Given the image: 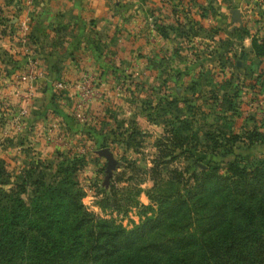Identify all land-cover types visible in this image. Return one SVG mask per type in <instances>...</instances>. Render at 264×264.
<instances>
[{"label": "crops", "instance_id": "crops-1", "mask_svg": "<svg viewBox=\"0 0 264 264\" xmlns=\"http://www.w3.org/2000/svg\"><path fill=\"white\" fill-rule=\"evenodd\" d=\"M26 7L30 9L27 14ZM232 8L237 11V20L231 17ZM21 20L28 26L25 38L19 28ZM183 22L186 33L173 29ZM228 22L239 27L232 50L237 47L251 56L250 37L259 39L264 35V0H32L31 4L24 0H0V96L11 103L12 109L6 122L0 123V130L11 140L16 139L11 145L15 151L25 146L27 140L38 156L55 149L82 155L83 175L89 176V162L101 165L103 160L104 168H92L93 175L98 176L93 177V186L103 188L131 166L122 155L136 147L131 145L133 133L151 136L150 146L154 149L153 140L162 131L156 119L143 114L141 109L132 110V96L126 95L128 88L115 94L117 83L123 82L125 87L132 84V79H124L128 75H121L126 71L138 73L140 85L154 89L148 94L150 97L160 95L162 87L170 85L176 92L181 83L176 84L173 78L165 80L157 71L170 66L177 69L178 60L174 57L182 55L189 62L187 69L196 71L195 66L199 64L200 68L201 63L195 60L210 57L201 42L214 38L220 44L214 48L219 50L222 39L227 38ZM223 53L227 55V49ZM170 57L175 62L166 65ZM28 58L34 62L37 59L45 75L36 78L29 91L22 76ZM83 71L93 74L98 92L82 105L80 117L74 113L76 95L72 84ZM56 77L68 86L55 89L52 80ZM152 77L154 81L149 83ZM37 101L45 103L47 110L39 109ZM17 123L20 129L15 127ZM136 123L140 125L135 127ZM54 125L65 135L60 137L62 143L51 142ZM257 129L264 128L258 124ZM5 147L10 146L2 144L0 151H7ZM71 148H81L83 153L72 152ZM16 152L19 154L20 150ZM114 154H118L120 161Z\"/></svg>", "mask_w": 264, "mask_h": 264}, {"label": "trees", "instance_id": "trees-1", "mask_svg": "<svg viewBox=\"0 0 264 264\" xmlns=\"http://www.w3.org/2000/svg\"><path fill=\"white\" fill-rule=\"evenodd\" d=\"M178 24L173 29L182 33L186 22ZM248 51L264 61V35L251 36ZM260 71L255 79L262 80ZM194 82L183 90L192 89ZM153 97L140 103L144 109H155V116L146 114L162 122L152 143L156 154L145 171L151 185L143 192L150 204L135 201L149 213L128 227L88 209L76 178L83 156L55 151L61 160L46 178L32 180L28 202L20 196L24 189L19 184L18 190L0 187V264H264V153L251 163L236 156L215 159L232 153L235 139L264 145V131L254 124L241 133L225 131L222 127L232 128L231 119L216 113L208 123L212 129L200 132L193 126L195 95ZM169 110L173 115L163 117ZM220 119L223 123H217ZM175 149L194 158L198 171L187 172L186 164L182 170L169 169L162 178L159 169L175 158ZM192 149L208 151L212 158L201 162L202 156H194ZM120 179L127 176L110 179L108 192ZM100 190L104 200L109 198Z\"/></svg>", "mask_w": 264, "mask_h": 264}, {"label": "rangeland", "instance_id": "rangeland-1", "mask_svg": "<svg viewBox=\"0 0 264 264\" xmlns=\"http://www.w3.org/2000/svg\"><path fill=\"white\" fill-rule=\"evenodd\" d=\"M30 6L31 5H29V7ZM28 8L26 7L25 9L26 14L28 10H30ZM231 23H233L234 25V22H228V26L225 31L227 34V38L226 40L222 39V45L219 50L214 48V46L219 47L220 45L219 42H214V38H210V40L206 39L203 41V43L201 42L202 46L206 45L205 51L208 50L207 54L210 57H207L205 61H203V59H196V63H201L200 68H198L199 64L195 66L196 71L187 69V65L189 64V62L185 57H183V55L182 57H174L175 60H178L177 69H171L170 66L166 70L157 71V75L159 76V74L161 73L165 80L167 79L168 81H171L173 78V81H175L176 84L178 83V81L181 83L176 92H173L174 87H172L171 85L162 87L163 92L161 91L160 95H164L167 93H169V95H179L183 93L189 96L193 95V97L194 95L196 96L195 100H193L194 104L197 106L194 119L195 123L193 124V126H196L197 131L200 132L202 131V129H212L211 124L208 125V123L214 120V115L216 113L222 114L223 116H227L226 118L231 119L232 128L229 129L226 126L222 127L225 131L229 130L233 133H235L236 131L238 133H241L243 128H248L253 124L255 126H258L259 124L264 128V121L262 117L264 115V70H259V67L261 69L264 68V61L260 60L259 62L255 57H253L252 55L250 56L242 49L238 50L237 47L235 48V51L232 50V46L236 45L237 43V39L235 37L236 30L239 27L237 28L236 25L231 26ZM185 28L186 26L184 25L183 29H181L182 33H186L188 31V29ZM233 29L235 30L233 31ZM197 46L196 49L198 48ZM226 49L228 51L227 55L223 53ZM173 62L175 61L170 57L169 62H167L166 65H169ZM34 63L38 66L37 59H35ZM259 71L263 73L262 80L255 79V75ZM125 73L126 74H122L121 77H124V75L127 77L128 75V77L124 79H132V84L129 87H125V85H123V82L122 84L117 83L114 89L115 94L128 88V92L126 91V95L132 96V104H130L132 110L139 111L141 109L143 111V114L149 112L151 116H155V109L149 110L146 107V109H144V107L140 105V103H142V99L148 97L150 91L154 89L143 84L140 85L141 77L138 73H127V71ZM155 73L156 71H153L152 73V76L154 78L156 76L154 75ZM9 75V72H7L6 76L8 77ZM153 77L150 78L149 83H153ZM9 78V80L13 81V79H11V76ZM54 80H58V77H56L52 81ZM26 81L27 79L24 76L23 82L25 85L27 83ZM193 81H196L194 82L196 83V85L192 89L188 88L183 90V87L189 85L190 82ZM125 83L126 81H124V84ZM260 84L263 85L261 86ZM115 94L113 97H117L115 96ZM213 94H216V96L213 97ZM227 97H229V102ZM153 99H155V97ZM36 104H40L41 107L39 109L43 111L47 110V107L44 105L45 103L37 101ZM178 105L179 107L184 108L183 103H179ZM184 109L182 111H184ZM11 113V103L4 102V100H2V97L0 96V123L2 121L6 122L5 120L11 115ZM169 113L170 115H173L174 111L169 110V112H167L166 114L163 113V117H168ZM156 120L162 127V122H160L161 120L159 118H157ZM218 121L219 122L217 123H223L224 120L220 119ZM140 124L144 125L143 120L140 121ZM140 124L136 123V125H134L135 127H138ZM6 125L7 124H4V126ZM53 127L56 128L55 125ZM2 130H0V146H2V144H5L6 146L10 147H5V150L7 151H0V187L2 189H7L11 186L14 189L18 190L19 187H17V184H19L20 188L24 189V191H21L20 196L25 202H28L29 198L32 196V190L34 188V184L31 183L32 180L40 179L41 177L46 178L53 171L52 168H54V164L61 160L60 155H58V157L57 154H55V151H62L67 154L69 153V151L64 149H55L48 155L46 154L38 156L34 145H31V143L26 140L25 144L23 143V145L25 146L16 149V151L20 150V153L17 154V152L13 148L11 149V145L14 144L13 141H16V139L11 140L12 138H10L9 136H5L2 133ZM62 134L63 133H61V131L57 130L56 128V131L52 132L51 134V139L54 140L51 142L59 143L60 141L62 143V139L60 137L65 136L64 134ZM6 138L10 140L7 141ZM151 142V136H146V133H143L142 135L139 133V131L133 133L131 145L134 144L136 147L129 151H126L125 153H123L124 151L121 149L123 153L122 156L125 157L124 162L126 163L129 160L131 165L130 167H127L124 172V176H127V180L115 183L114 186H112L113 188H111L109 192V186L107 183L106 186L103 187V189L107 193V197L109 198L105 200L103 199V192H99L101 191L100 188L102 187L97 184H94L93 186L94 180H92L93 177H98L93 175L92 168H104L106 164L103 162V160L99 163L101 165H95L94 163L90 162L87 164L86 169H88L87 172L90 171L88 174L89 176L85 174L84 176L79 170L80 172H77L76 178L77 180L79 179L78 182L80 181L81 187L83 186V190L85 189L84 195L81 198L82 203L88 209L94 211L99 216L111 218L115 223H120L121 225L128 227L132 223L138 222V220H140L144 215H147L149 212L145 213L144 209L139 206L138 203H135V201H143L144 203L150 204V201L149 199H147L145 194L137 192L136 189L139 188L141 189V191H143L151 185V181L146 179L145 173L146 167L151 164V159L156 154V150L150 146ZM201 142H203L202 139L199 140V143ZM206 143L208 144L209 142L206 141ZM231 147L232 153L230 154L228 153L225 156H221L218 154L216 156H212H215V159L218 160L232 159L236 156L243 162L251 163L254 161V159L260 157L264 153L263 144L254 143L253 145H248L239 139H235L234 141H232ZM71 150H73L72 152L83 153V150L81 148L78 150L76 148H71ZM189 152H191L194 156L201 155V162H207L210 158H212L209 154H207L208 151L202 153L201 151L192 149L189 150ZM174 153H178L176 154L175 158L170 161V163H168L165 168L159 169L161 175L163 176L162 178H166L169 175V173H167L169 169L174 168L176 170H182V168L186 166V164L188 165L187 172L191 170L198 171L192 165L194 158L186 157L185 150L184 152H179V149H175ZM115 157L118 161H120L121 158H118V154L115 155ZM118 164H120V162H118ZM44 165H47L48 167H44ZM158 168H160V165L155 166V170H158ZM22 170H24L23 173H21ZM99 176L100 178H102L103 174L101 173L99 174ZM150 176L158 178L156 174L150 173ZM90 186H92V188H90V190L88 191V187ZM97 200L101 201L97 202Z\"/></svg>", "mask_w": 264, "mask_h": 264}, {"label": "built area", "instance_id": "built-area-1", "mask_svg": "<svg viewBox=\"0 0 264 264\" xmlns=\"http://www.w3.org/2000/svg\"><path fill=\"white\" fill-rule=\"evenodd\" d=\"M24 1L26 4H30L32 2V0H24ZM19 28H20V31L22 33L23 38H25V35L27 33V30H28V26H27L25 20H21L19 22ZM26 62H27V67L24 71V74H23V72H22V74L27 79L26 86H27L28 91H29L30 85L34 82V80L36 78L43 77L44 73H43L42 69L40 67H38L31 58H28ZM24 76H23V78H24ZM52 84H53L54 88L57 90L65 89L68 86L67 83L62 79L54 80V81H52ZM72 87H74L75 95H76V101H75V105H74V111H75L74 113H75V115H79L80 117H82L79 114L80 108L82 107V105L87 100H89V98H91L92 96H94L98 92L96 82H95V78H94L92 73H90L88 71H83L81 73L79 79L76 82H73ZM20 111H21V113H23L24 109H20ZM15 127L17 129H20L21 125H19L17 123L15 125Z\"/></svg>", "mask_w": 264, "mask_h": 264}, {"label": "water", "instance_id": "water-1", "mask_svg": "<svg viewBox=\"0 0 264 264\" xmlns=\"http://www.w3.org/2000/svg\"><path fill=\"white\" fill-rule=\"evenodd\" d=\"M230 14H231V17L233 18V19H238V15H237V11H236V9H234V8H232L231 10H230Z\"/></svg>", "mask_w": 264, "mask_h": 264}]
</instances>
